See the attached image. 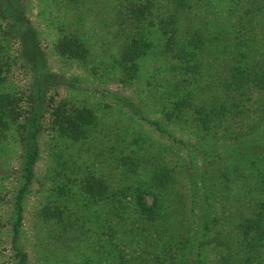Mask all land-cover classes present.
<instances>
[{"label": "trees", "instance_id": "obj_1", "mask_svg": "<svg viewBox=\"0 0 264 264\" xmlns=\"http://www.w3.org/2000/svg\"><path fill=\"white\" fill-rule=\"evenodd\" d=\"M124 1L123 17L116 18L119 25L132 27L135 37L121 45L119 66L128 80L137 77L136 61L151 44L144 25H152L162 37L160 51L169 55V67L178 78L168 83L170 92L158 96L156 106L167 120L190 111L195 129L208 133L214 117L223 119L227 113L234 122V114L243 111L247 91L264 93V0H160L173 10L167 16L157 11L156 19L151 15L162 6L160 1ZM4 5L9 9L7 1ZM179 18L198 20L187 37L179 33ZM56 48L70 59H83L87 52L85 43L70 32L60 35ZM205 50L209 52L206 57ZM218 50L232 60L225 70L213 69V77L208 75L218 88L212 91L210 84L199 91L189 88L207 75L206 62L216 65ZM184 75L188 81L182 84ZM231 92L237 97L230 96ZM193 93L199 96L194 99ZM19 102L18 97L0 93V141L9 132L19 140L22 151L24 182L13 203V240L21 218V193L32 180L41 132L36 107L24 115ZM261 105L242 128L239 124V130L212 138L217 144L214 142L196 170L194 156L187 159L191 165L185 164L187 160L179 163L178 158L168 165L171 155L162 153L151 164L144 154L131 149L125 163L126 183H111L103 175L85 173L78 193L57 186L55 195L38 207L37 216L56 229V238H64L62 247L78 260L66 264H264L255 261L264 252V103ZM93 120L87 106L61 103L52 109L51 132L72 143L86 140ZM215 148L223 152L214 153ZM76 177L73 173L68 179ZM98 207L103 209L97 212ZM24 256H19V264L25 263ZM66 258L64 254L60 260Z\"/></svg>", "mask_w": 264, "mask_h": 264}, {"label": "rangeland", "instance_id": "obj_2", "mask_svg": "<svg viewBox=\"0 0 264 264\" xmlns=\"http://www.w3.org/2000/svg\"><path fill=\"white\" fill-rule=\"evenodd\" d=\"M4 1L9 9L5 10ZM126 2L0 0V66L3 69L0 93L18 97L24 115L36 107L41 128L32 180L21 193L22 212L14 240L13 203L24 182L20 167L22 151L19 140L9 132L0 141V264H19L21 255L27 259L24 264L78 262L62 247L60 241L64 238H56V229H51L37 216L38 207L44 206L55 195L57 186H68L78 193L82 185L80 178L86 174L103 175L111 183H126L128 170L125 163L131 149L144 154L151 164L156 163L162 153L171 155L168 165L177 162L176 158L180 163L194 156L192 166L196 170L195 166H201L203 159L211 153L214 142L217 144L212 138L242 128L247 120L254 119L264 103V93L247 91L243 111L234 114V122L232 115L227 113L223 119L214 117V127L209 128L208 133L204 129H195L188 115L190 111L182 117L167 120L156 106L158 96L161 98L165 91L170 92L168 83L173 84L178 78L169 67L172 66L171 58L160 51L163 49L162 37L152 25H144L151 44L147 53L136 61L139 66L137 77L128 80V74L119 66L121 45L135 37L132 27L119 25L117 21L123 17L121 9ZM158 3L162 6L152 11L154 19L157 11L167 16L173 10L164 2ZM197 11L198 8L191 18ZM197 22L179 18L181 37H187ZM64 32L78 36L85 43L87 52L83 59H70L59 54L56 42ZM205 52L204 57L209 53ZM218 52L216 65L210 66L206 62L203 73L207 75H201L197 86L190 83L189 88L199 91L207 84L211 85L212 91L218 88L216 82L209 80L213 77L212 70H225L232 61L226 52ZM185 78L184 75L182 84L188 81ZM212 91L206 92L211 94ZM38 95L41 100L36 98ZM198 96L197 93L192 95L194 99ZM230 96L235 97V92ZM61 103L67 107L87 106L92 110L94 120L89 138L72 143L52 135L51 112ZM230 121L233 124L228 125ZM120 141L123 142L117 146ZM216 148L214 153L219 151L221 154L222 148ZM185 164L191 165L188 160ZM73 173H76V179L69 180ZM98 204L100 202L95 205ZM101 209L103 207H98L97 212ZM64 254L67 258L62 261ZM258 259L264 262V252L255 257V261Z\"/></svg>", "mask_w": 264, "mask_h": 264}]
</instances>
